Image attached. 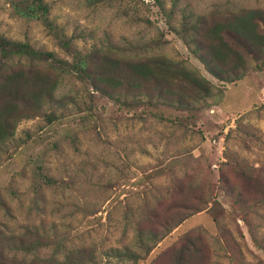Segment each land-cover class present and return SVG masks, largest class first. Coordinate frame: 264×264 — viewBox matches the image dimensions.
Wrapping results in <instances>:
<instances>
[{
  "label": "rangeland",
  "instance_id": "374dc122",
  "mask_svg": "<svg viewBox=\"0 0 264 264\" xmlns=\"http://www.w3.org/2000/svg\"><path fill=\"white\" fill-rule=\"evenodd\" d=\"M41 1L45 13L36 0H0V34L70 60L48 33L53 22L81 54L99 53L95 65L182 61L209 92L200 86V99L185 109L144 98L127 109L54 65L13 63L9 81L23 95L32 91L42 108L6 105L8 79H0V227L18 233L35 226L62 242L55 257L80 250L94 257L85 264H170L184 236L198 233L208 264H264V249L252 238L264 245V0ZM249 18L261 42L253 57L214 34L219 25L249 35ZM197 32L220 52L223 81L192 52ZM227 67L243 75L226 74ZM38 76L44 82L32 89ZM166 76L174 84L182 78L178 69ZM54 86L57 100L48 103ZM199 207L145 252L138 231L150 243L149 231L163 232L172 210L182 216ZM112 247L139 258L108 255ZM55 249L37 254L46 258Z\"/></svg>",
  "mask_w": 264,
  "mask_h": 264
},
{
  "label": "trees",
  "instance_id": "16d2710c",
  "mask_svg": "<svg viewBox=\"0 0 264 264\" xmlns=\"http://www.w3.org/2000/svg\"><path fill=\"white\" fill-rule=\"evenodd\" d=\"M35 8L41 12H46V6L41 0H36ZM252 17L253 16H250ZM252 18H249L250 34L239 35L238 30L222 29L219 25L216 26L214 34L218 36L220 43L225 47L231 46L233 49L241 50L244 54L253 57L257 54L254 49L255 46H259L261 42L256 35L257 25L252 22ZM200 19V20H199ZM198 24L203 26L204 21L199 18ZM239 21V20H237ZM237 21L235 26L237 27ZM199 26V25H198ZM46 28L49 35L54 40L56 45L68 56L70 60L64 57L58 56L53 51H48L43 47H35L27 40H15L9 38L3 34H0V79H8L5 82V86L2 88V96L5 98V104L12 108L17 107L18 104L22 106L24 112H28L31 109L42 108L32 96V91L29 93L24 91V95L19 93L18 88L12 81L14 74L11 70V66L15 62L26 61L30 63H46L54 65L57 71L63 74V72L76 76L81 81L88 80L92 90L99 92L100 94L107 96L114 102L124 106L125 108H135L139 106L142 98L146 102L152 103L157 100L162 103H169L175 105L179 109H185L192 101L200 99V95L197 93V89L200 86H205L198 78L196 72H188L183 70V62H170L166 60H151L146 62H128L127 60H112L109 57H105V60L111 59L112 61L105 64V62L94 64V59L99 53L94 54H81L73 43V38L68 36L62 28L55 25L53 22H47ZM193 38L190 42L193 44L192 52L202 62L208 72L217 79L223 81V68L225 66L221 63V56L218 50L213 47L205 46L202 38ZM225 37H224V35ZM228 37L229 39H227ZM225 39V40H224ZM242 52H240L242 54ZM242 55L236 57L238 60V70L246 68L244 64V58L241 62ZM172 69L180 70L182 78L174 84L171 78L166 76V73ZM174 74H177L174 70ZM235 73V75H233ZM232 76L240 78L243 73H236L231 68L227 67V73ZM17 76H20L19 74ZM32 81V89L36 86L38 90L41 86V82H44L41 76L34 78ZM38 86V87H37ZM204 90L209 92L207 87ZM55 86L52 87L48 94L47 102L52 103L57 100L55 97ZM26 93V94H25ZM21 94V95H20ZM140 101V102H139ZM29 116V115H25ZM174 208L181 207L179 203L172 205ZM201 207L193 208L191 213L178 216V210H172V222L169 218L168 222L163 226L164 231L150 230L149 235L151 237L150 243L142 242L143 233L138 231V237L141 242L142 248L145 252L150 251L152 246L164 236L170 232L174 227L184 221L189 215L196 211H200ZM177 215V218H174ZM171 222V224H168ZM216 223L219 225L218 219ZM162 226V225H161ZM221 228V227H220ZM18 233L12 231H6L0 227V264H85L86 262H93L94 257L92 254H87L80 250L67 251L64 254V259L59 260L55 257V254H59L62 242L60 240L48 239L44 236L39 229L35 226H24ZM200 233L196 238H192L191 234H186L183 238V243L173 250L171 254L170 264H208L207 250L202 246H197L195 241H202ZM252 238L258 247L264 249L257 237L252 233ZM55 246L54 254L49 257L42 258L38 256V252L44 248H50ZM120 259H130L136 261L139 258V253L133 249L125 247L123 249L118 247H112L109 249L108 255Z\"/></svg>",
  "mask_w": 264,
  "mask_h": 264
}]
</instances>
